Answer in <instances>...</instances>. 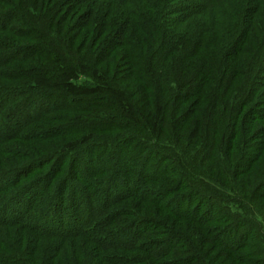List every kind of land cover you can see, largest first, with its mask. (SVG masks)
Returning <instances> with one entry per match:
<instances>
[{"label": "trees", "instance_id": "16d2710c", "mask_svg": "<svg viewBox=\"0 0 264 264\" xmlns=\"http://www.w3.org/2000/svg\"><path fill=\"white\" fill-rule=\"evenodd\" d=\"M0 26L13 124L62 110L0 151L58 191L0 209V264H264V0H0Z\"/></svg>", "mask_w": 264, "mask_h": 264}, {"label": "rangeland", "instance_id": "374dc122", "mask_svg": "<svg viewBox=\"0 0 264 264\" xmlns=\"http://www.w3.org/2000/svg\"><path fill=\"white\" fill-rule=\"evenodd\" d=\"M0 29L3 31V27L0 26ZM5 74L0 68V89L3 90V92L6 94L13 93V96L7 99H0V151L1 152H8L9 154L17 153L19 156L24 153L25 150V143H29L28 145H31L34 141L38 142L36 138L41 136L40 126L44 124H50L51 120L47 119L48 115H53L54 113L60 114L62 110L60 109H51L45 110L44 107H46L47 104H49V99L46 101V103L41 104V99L39 98H32V107L33 109L30 110L28 113V117H21L17 120L19 121V125H14L13 119L14 117H10L9 112L7 111L8 108L15 106L17 102H19L22 99L21 92V86L13 81L6 80V77H3ZM3 93V95H4ZM190 108V105H186L185 109L187 110ZM41 111V113L38 115V111ZM16 112V111H15ZM51 118V117H50ZM58 125H60V128H64L65 122H59ZM3 129L8 131L10 134L4 133ZM16 134L19 138L18 140H12L9 135ZM43 135V134H42ZM42 137V136H41ZM41 143H46L53 141L55 138H46L44 140H41ZM67 136H58L56 139H63ZM17 142V143H16ZM32 142V143H31ZM16 143V144H15ZM7 155V157H8ZM6 159V158H5ZM12 159V157L7 158L6 165H9V161ZM27 161L21 162L22 164H19L17 166L12 167L11 170L8 169L9 172H7V177L5 179L0 181L1 185H9L7 191L5 194L0 195V209H4L6 214H11L14 216V218L18 221V223L27 224L30 222L31 217L38 216L40 220H43L47 218L46 216H42V212L44 211L43 208L48 200L50 198H53L57 195V190L55 189L54 183L51 185L44 184V180L41 177V175H36L32 177L31 180H28L24 182L23 184H19V186L15 185V181L17 180V177H22L24 172L20 176L19 175L23 170H21L22 166H25V163ZM28 171V169H27ZM68 174L71 175V171H67ZM73 181V180H72ZM65 207V204H64ZM65 213V212H63Z\"/></svg>", "mask_w": 264, "mask_h": 264}]
</instances>
